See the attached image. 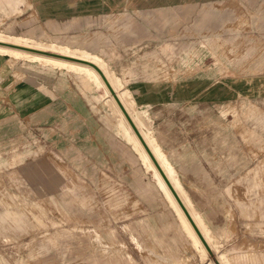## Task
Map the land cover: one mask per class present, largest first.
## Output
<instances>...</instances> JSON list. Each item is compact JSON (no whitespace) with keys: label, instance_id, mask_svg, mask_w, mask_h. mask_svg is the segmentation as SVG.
I'll use <instances>...</instances> for the list:
<instances>
[{"label":"crops","instance_id":"obj_1","mask_svg":"<svg viewBox=\"0 0 264 264\" xmlns=\"http://www.w3.org/2000/svg\"><path fill=\"white\" fill-rule=\"evenodd\" d=\"M262 9L264 0H0V32L97 57L117 77L120 91L130 92L135 116L173 170L206 241L202 255L156 182L191 239L183 251L173 250L171 264H264V221L254 198L245 205L243 194L217 187L244 183L237 162L229 166L227 151L222 155V146L212 144L211 130L184 123L194 119L189 108L222 106L237 94L264 89V79L245 78L243 66L229 67V56L237 62L244 53L228 49L234 35L224 31L229 15L238 24L244 16L264 15ZM212 57L218 62L205 61ZM79 73L46 68L42 81L17 82L0 56V136L20 130L18 139L38 136L46 145L59 139L67 151H111L115 131L100 128L95 98L84 91ZM111 182L127 184L121 177Z\"/></svg>","mask_w":264,"mask_h":264},{"label":"rangeland","instance_id":"obj_2","mask_svg":"<svg viewBox=\"0 0 264 264\" xmlns=\"http://www.w3.org/2000/svg\"><path fill=\"white\" fill-rule=\"evenodd\" d=\"M247 17L237 24L234 16H228L224 31L229 38L234 35L228 49L244 53L237 62V57L229 56V67L243 66L245 78L264 79V15L254 20ZM239 37L244 40L237 43ZM21 39L26 38L8 36L6 41L19 43ZM31 41L56 51L62 47ZM46 50L53 53L51 48ZM16 55L0 52L5 73L17 82L42 81L46 68L54 74L66 68L46 56ZM209 60L218 62L219 58L205 61ZM79 72L84 91L95 98L100 128L115 131L117 146L103 153L81 154L75 146L65 150L59 139L52 145L38 136L18 139L20 130L14 136L8 131L4 138L0 136V264H171L167 258L173 250L183 251L191 239L160 192L154 173L147 170L118 126L119 118L113 115L105 91ZM229 101L222 106L189 108L194 119L184 123L211 130L212 144L222 146V155L227 151L229 166L235 168L237 162V175L243 176L244 183L217 187L243 194L245 205L253 197L263 222L264 89L237 94ZM229 172L235 173V169ZM118 177L126 178L127 184H112ZM124 191H128L126 197H122ZM158 244L165 248H156ZM172 244L180 250L170 248Z\"/></svg>","mask_w":264,"mask_h":264},{"label":"bare ground","instance_id":"obj_3","mask_svg":"<svg viewBox=\"0 0 264 264\" xmlns=\"http://www.w3.org/2000/svg\"><path fill=\"white\" fill-rule=\"evenodd\" d=\"M6 39H8V36H5V35L3 36L0 34V42H2V43L6 42V44L9 43V44L14 45V46H19L22 48H28V49H32V50H38V51H42V52H47L46 48H51V50H53V54H58V55L66 56V57H70V58H77L80 60H86V61L92 62L97 67H99V69L104 73L107 80L109 81V83L113 87V89H114L115 93L117 94V96H118L120 102L122 103L123 107L125 108V110L129 114V116L131 117V119L133 120L135 125L137 126V128H138L141 136L145 140L149 150L153 154L157 163L160 165L161 169L165 173L168 180L171 182L173 188L175 189L176 193L178 194L179 198L181 199L182 203L184 204V206L186 207L188 212L190 213L195 224H197L198 229H200V231L202 232V229L199 226L197 218L195 217V214L193 213L189 203L187 202V200L185 198V195L181 189V186L174 179L173 170L170 169V167L168 166L166 159H165L163 153L161 152V150L157 146H154L151 139L143 131L142 126H141V121L139 120V118L135 116L134 110H133L134 102L131 98V95L129 94L130 92L129 93H122L120 91V83L116 80L117 77L115 78L113 76V74L110 72L107 65L102 60H100L97 57H93L89 54H86V53H78L77 51H73L67 47H65V48L61 47V48H59V49H61L59 51H56L54 49L55 47H52V46H47L45 48H42V47H40L42 45L33 43V41H31V39H25V40L21 39L19 43L9 42V41H6ZM0 52H10L13 54H17L18 56L19 55L20 56H22V55L33 56L35 54V53H31V52H28V51L23 50V49H16V48H11V47L2 46V45H0ZM49 53H51V52H49ZM34 56H37L38 58H44V55H40V54L34 55ZM46 57L49 59H52L53 60L52 62H55L54 64L59 66L60 68L66 67V68H72L75 70L85 72L91 78V80L98 86L99 89H103L105 91V95L108 98V102L111 105L112 109L114 110L113 115L116 114L117 117L119 118L118 126L124 131L126 137L130 140V142L133 144L136 151H138V153L140 154V157L143 161V164L145 165L147 170L151 171V173L152 172L154 173V176H155L160 188L164 192L168 202L171 204V206L177 212L187 234L193 240V243L195 245H197L196 247L199 248V250L203 253V255H205V249L202 245V241L199 238L197 232L195 231L193 225L189 221L188 217L186 216L183 208L179 204L175 195L173 194V192L171 191V189L167 185V183L164 180L163 176L161 175L159 169L157 168L153 159L149 155L147 149L142 144L139 137L137 136V134L133 130V128L130 125L129 121L127 120L125 114L123 113L121 107L119 106L118 102L116 101V99L114 98L112 93L110 92L109 88L107 87V85H106L105 81L103 80V78L101 77V75L95 69L90 68V67L85 66V65H81V64H77L75 62L66 61L63 59L53 58V57H49V56H46ZM111 71H113V70H111ZM203 235H204V233H203ZM205 237H207V236L205 235Z\"/></svg>","mask_w":264,"mask_h":264},{"label":"water","instance_id":"obj_4","mask_svg":"<svg viewBox=\"0 0 264 264\" xmlns=\"http://www.w3.org/2000/svg\"><path fill=\"white\" fill-rule=\"evenodd\" d=\"M0 45L2 46H8L11 48H16V49H23L26 50L28 52L31 53H35V54H40V55H44V56H49V57H53V58H58V59H63L66 61H72V62H78V63H82L85 65H88L92 68H94L103 78V80L105 81L107 87L109 88L110 92L112 93V95L114 96V98L116 99V101L118 102L119 106L121 107L123 113L125 114L127 120L129 121L130 125L132 126L133 130L135 131V133L137 134V136L139 137L140 141L142 142V144L145 146V148L147 149L149 155L151 156V158L153 159L155 165L157 166V168L159 169L161 175L163 176V178L165 179V181L167 182V185L169 186V188L171 189V191L173 192V194L175 195L176 199L178 200L179 204L181 205V207L183 208L186 216L188 217L189 221L191 222V224L193 225L195 231L197 232L199 238L201 239V241L204 243V245L206 246V241L205 238L203 237L202 233L200 232V230L198 229L197 225L195 224L193 218L191 217L190 213L188 212V210L186 209V207L184 206V204L182 203L181 199L179 198L178 194L176 193L175 189L173 188L172 184L169 182L168 178L166 177L165 173L163 172V170L161 169L160 165L157 163L156 159L154 158L153 154L151 153V151L149 150L146 142L144 141L143 137L141 136L140 132L138 131L137 127L135 126L134 122L132 121L131 117L129 116V114L127 113V111L125 110V108L123 107L122 103L120 102L117 94L115 93L113 87L111 86V84L109 83V81L107 80L106 76L104 75V73L94 64H91L89 62H85V61H80L77 60L75 58H70V57H66V56H61L58 54H53V53H49V52H42V51H38V50H32V49H28V48H22L19 46H14L11 44H6V43H2L0 42Z\"/></svg>","mask_w":264,"mask_h":264}]
</instances>
